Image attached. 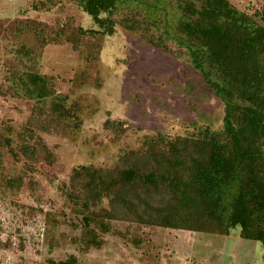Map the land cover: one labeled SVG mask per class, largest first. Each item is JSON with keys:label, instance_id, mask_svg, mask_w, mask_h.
<instances>
[{"label": "rangeland", "instance_id": "374dc122", "mask_svg": "<svg viewBox=\"0 0 264 264\" xmlns=\"http://www.w3.org/2000/svg\"><path fill=\"white\" fill-rule=\"evenodd\" d=\"M42 1L0 0V264L72 256L75 264H264V244L243 239L239 228L225 236L112 220L100 247L84 245L82 215L66 192L74 167L112 168L159 133L221 130L225 105L184 60L140 32L118 25L92 49L55 38L68 19L96 26L71 1ZM233 2L252 15L264 11V0ZM13 70L54 77L55 92L79 106L81 122L58 121L46 107L41 117L36 99L9 92ZM107 120L123 121V131L107 128ZM24 144L40 150L37 158L23 153ZM19 176L23 186L9 187Z\"/></svg>", "mask_w": 264, "mask_h": 264}, {"label": "trees", "instance_id": "16d2710c", "mask_svg": "<svg viewBox=\"0 0 264 264\" xmlns=\"http://www.w3.org/2000/svg\"><path fill=\"white\" fill-rule=\"evenodd\" d=\"M68 1L96 27L68 19L55 38L92 49L118 25L140 32L154 47L184 60L225 105L221 130L159 133L112 168L74 167L66 192L82 215L84 245L100 247L112 220L225 236L239 228L243 239L264 244V11L252 15L233 0ZM122 10L128 13L120 17ZM11 79L9 92L36 99L41 117L46 107L58 121L81 122L79 106L55 92L54 77L13 70ZM105 126L122 132L124 122L107 120ZM22 151L31 159L40 153L28 144ZM23 183L22 176L7 180L9 187ZM49 263L75 264L76 258Z\"/></svg>", "mask_w": 264, "mask_h": 264}]
</instances>
